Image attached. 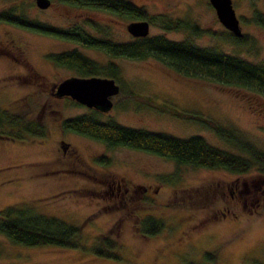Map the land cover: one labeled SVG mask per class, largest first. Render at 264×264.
I'll list each match as a JSON object with an SVG mask.
<instances>
[{"label": "rangeland", "instance_id": "obj_1", "mask_svg": "<svg viewBox=\"0 0 264 264\" xmlns=\"http://www.w3.org/2000/svg\"><path fill=\"white\" fill-rule=\"evenodd\" d=\"M130 1L153 17L148 36L163 34L162 15L185 23L166 33L168 39H187L195 46L264 65V26L254 21L256 14L264 18V0H231L242 33L236 38L242 41L229 37L231 33L219 23L208 0ZM53 7L39 11L33 0H0V14L10 12L52 28L65 19ZM71 11L70 27L92 36L105 19L90 8L75 6ZM193 27L196 34L191 32ZM6 30L24 41L26 59L52 80L50 66L38 60L39 54L71 43L32 32L31 27L5 26L0 19V46ZM121 35L129 38L125 32ZM87 55L93 61L103 60L90 51ZM118 62L115 82L119 90L111 96L109 110L95 113L99 121L112 120L179 139L196 135L212 147L243 156L206 126L211 121L264 151V95L205 77L184 76L151 56ZM16 66L8 59L6 66L0 61V110L40 124L44 133L23 139L4 137L8 126H0V209L25 205L80 226L78 240L83 247L23 246L0 234V264H264V191L258 195L264 190V171L260 173L257 165L245 173H233L219 167L176 164L121 146L108 149L94 139L61 129L63 119L90 115V108L54 96L50 81L38 86L8 81L7 74ZM108 70L104 68L99 76ZM59 139L87 163L100 166L106 156V171L124 178L60 177L46 172L61 165ZM254 197L259 200L253 205ZM147 217L162 222L158 233L145 236L139 231ZM105 234L115 243L116 260L97 256L90 249ZM208 251L215 252L212 262L203 256Z\"/></svg>", "mask_w": 264, "mask_h": 264}, {"label": "trees", "instance_id": "obj_2", "mask_svg": "<svg viewBox=\"0 0 264 264\" xmlns=\"http://www.w3.org/2000/svg\"><path fill=\"white\" fill-rule=\"evenodd\" d=\"M80 1L90 2L91 0H75V3ZM123 14H129L127 6L122 7ZM135 17L143 19L147 18V15L139 8ZM0 19L14 21L15 17L11 16L10 12H6L0 14ZM254 21L264 26V18L261 15L256 14ZM28 25L32 29L37 28L36 25L26 24V26ZM229 37L234 41H242L241 38H236L231 34ZM89 44L93 45V42ZM121 55L135 59L155 57L163 60L173 70L184 76L205 77L264 95L263 64H254L233 55H225L214 48L195 47L188 41L172 43L161 37H155L139 41L137 49L131 43L123 44ZM72 66L84 74H97L96 72L99 71L91 62L79 65L74 63ZM51 93L53 94V92ZM1 125L8 126L7 133H2L4 137L7 135L23 139L25 136H42L44 133L40 124L17 117L6 110H0ZM208 125L218 136L237 148L243 156L212 147L196 135L179 139L163 133L130 128L112 120L101 122L95 117L94 111L90 115L63 119L60 124L62 130L72 131L94 139L104 144L108 149L121 146L167 158L177 164L204 168L219 167L233 173H245L254 165H257L260 173L264 171V151L257 150L229 130H225L211 121L206 124V126ZM263 191L262 189V193L260 192L258 195H262ZM255 199L259 200L258 197ZM161 228L162 222L147 217L142 221L139 231L143 235L149 236L158 233ZM79 230L80 226L35 211L25 205H8L0 209V234L15 244L81 248L83 246L79 244ZM99 240V244L90 245L91 251L103 258L118 259L113 249L115 243L109 235L105 234ZM214 254V251H208L203 256L212 262Z\"/></svg>", "mask_w": 264, "mask_h": 264}, {"label": "flooded vegetation", "instance_id": "obj_3", "mask_svg": "<svg viewBox=\"0 0 264 264\" xmlns=\"http://www.w3.org/2000/svg\"><path fill=\"white\" fill-rule=\"evenodd\" d=\"M33 2L39 11H44L54 6L55 8L53 7V9L58 10V13L64 16V23L52 28L50 26H44L37 22L28 21L26 19H23L21 16H16L14 21L4 20L5 26L6 24H8L16 28H26L29 27V25L26 26V24L36 25V29L31 28L33 30L32 32L42 34L44 36H49L50 34L54 38L62 39L63 41L71 43V46H58L47 49L39 54L38 60H40L41 63L44 62V65L50 66V71L52 72V80H49L47 77H45V75L38 71V69L33 67V64L30 61L26 59L24 54L26 52L24 49V41L21 38L14 36V34L9 30H6V37L1 43L2 46H0V61H3L6 66V59H8L9 62L17 65L15 67L16 70L7 74V76H9L8 81L12 80L16 85L19 83L46 85V82L50 81L48 85L55 87V85L60 81L72 76L105 77L111 78L115 82V79L119 72V62L117 63V61L122 58L139 60L135 58L123 57L121 55L123 44L131 43V45L137 49V44L139 43V41L146 38L161 37L167 42L172 43L188 41L189 44L195 46L187 39H183L181 41L168 39L165 36L166 33L172 30H177L181 27H185V23H183L181 20H171L170 18L162 15H159V19H161L160 27L163 30V34L148 36L149 27L151 25V22L153 23L154 21L152 19L153 17L147 16V18L143 19L135 17L139 7L135 6V4H133V2H131L130 0H91L90 2L80 1L78 3H75V0H48V5L45 8H39L35 4V0H33ZM54 2H57V4L54 5ZM75 6L90 8L95 12L98 11L104 14L103 17L105 19L99 29L94 32V36L84 33L82 29L79 30L70 27L72 23L68 22V18L72 19L70 12H72L71 8H74ZM123 6L128 7L129 14L122 15ZM142 20H145L147 22V34L145 36L132 35L127 30V25L129 23ZM61 26H64L65 28H61ZM196 31V27H193L191 29L192 34H196ZM121 32H125L126 34H128L129 38L123 39ZM89 41L93 42V45H90L89 43L91 42ZM72 42L75 43V45H73ZM88 51L100 55L103 60L101 62L97 60L93 61L87 55ZM84 62H91L94 66H96L99 70L98 72H96L97 74H84L79 72L75 67L72 66V64L74 63L79 65L81 63L84 64ZM104 68H109L110 74H106L103 72V74L105 75L99 76V73H101ZM59 69L69 71V73L60 75V73L58 72ZM70 72L75 73V75L71 74ZM3 82L6 85V67L4 71ZM63 97L69 98L67 96ZM90 109L95 113L101 112L95 108ZM57 143L59 147L58 149H60V153L57 156V159L61 163V165L51 171L46 172L58 173L60 177L72 176L73 178H124L118 175H112L111 172L106 171V169H108L107 165L109 163V160L106 156V161H103L105 162V164L97 166L92 162H85V160L82 158L79 159L73 150H69L67 148V143H64L61 139L57 140ZM254 200L255 198L253 199L251 204L254 202ZM257 205L258 204H256V206Z\"/></svg>", "mask_w": 264, "mask_h": 264}, {"label": "water", "instance_id": "obj_4", "mask_svg": "<svg viewBox=\"0 0 264 264\" xmlns=\"http://www.w3.org/2000/svg\"><path fill=\"white\" fill-rule=\"evenodd\" d=\"M214 9L219 23L233 36L241 37L238 19L234 14L231 0H208ZM39 8H45L48 0H35ZM127 30L134 36H145L148 31L145 20L132 22L127 25ZM118 85L111 78L105 77H69L57 83L53 89L56 97L67 96L74 102L87 108H95L105 112L112 106L111 96L117 94Z\"/></svg>", "mask_w": 264, "mask_h": 264}]
</instances>
